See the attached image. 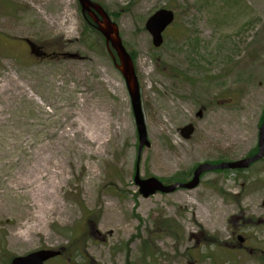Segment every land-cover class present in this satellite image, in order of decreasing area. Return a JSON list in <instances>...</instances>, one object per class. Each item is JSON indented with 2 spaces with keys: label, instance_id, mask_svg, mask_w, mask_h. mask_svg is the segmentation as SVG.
Wrapping results in <instances>:
<instances>
[{
  "label": "rangeland",
  "instance_id": "obj_1",
  "mask_svg": "<svg viewBox=\"0 0 264 264\" xmlns=\"http://www.w3.org/2000/svg\"><path fill=\"white\" fill-rule=\"evenodd\" d=\"M92 1L133 55L142 178L186 181L257 151L264 0ZM160 9L175 21L154 48ZM137 150L125 81L77 0H0V264L60 248L46 264H264V158L143 198Z\"/></svg>",
  "mask_w": 264,
  "mask_h": 264
},
{
  "label": "water",
  "instance_id": "obj_2",
  "mask_svg": "<svg viewBox=\"0 0 264 264\" xmlns=\"http://www.w3.org/2000/svg\"><path fill=\"white\" fill-rule=\"evenodd\" d=\"M81 13L89 17L97 32L103 37L106 50L110 54L114 66L122 75L130 97L131 109L135 121L138 150L134 184L138 187V193L143 198H149L157 193L170 194L177 190H194L200 183L203 174L213 171L223 170H244L264 158V118L258 131L257 152L252 157L218 164L203 163L198 165L192 172L191 178L185 183L164 184L155 177L142 178L139 171V161L143 148H148L150 143L144 122L141 106L140 88L137 80L135 67L131 56L125 49L119 36V30L102 6L91 0H77ZM175 14L168 9H160L153 13L145 23V29L152 38V46L159 48L163 43V33L173 23ZM111 49L115 52L112 54ZM117 61V62H116ZM194 132L192 125L181 129V134L185 140L190 139ZM63 249L52 250L42 249L24 256L13 257L9 264H45L51 259L59 257Z\"/></svg>",
  "mask_w": 264,
  "mask_h": 264
},
{
  "label": "trees",
  "instance_id": "obj_3",
  "mask_svg": "<svg viewBox=\"0 0 264 264\" xmlns=\"http://www.w3.org/2000/svg\"><path fill=\"white\" fill-rule=\"evenodd\" d=\"M87 22H88V20H87ZM89 23V22H88ZM90 24V23H89ZM91 25V24H90ZM92 26V25H91ZM93 27V26H92ZM131 57H132V59H133V55H131ZM255 151V150H254ZM254 151H253V153H254ZM253 153H251L248 157H250V156H252L253 155ZM219 163V162H218ZM238 171H241V170H238ZM215 172H217V173H220V171H215ZM203 177V176H202ZM175 183V180H169V181H167V183H165V184H172V183ZM176 182H185L184 180H181V181H176ZM148 244H149V242H148V239L145 241V250L147 249V246H148ZM147 251H148V253L149 254H151V255H154V253H152V252H150V250H148L147 249Z\"/></svg>",
  "mask_w": 264,
  "mask_h": 264
},
{
  "label": "flooded vegetation",
  "instance_id": "obj_4",
  "mask_svg": "<svg viewBox=\"0 0 264 264\" xmlns=\"http://www.w3.org/2000/svg\"><path fill=\"white\" fill-rule=\"evenodd\" d=\"M25 42H26V41H25ZM28 43H29V42H26L27 45H28ZM28 46H29V45H28ZM33 50H34V48H33Z\"/></svg>",
  "mask_w": 264,
  "mask_h": 264
}]
</instances>
